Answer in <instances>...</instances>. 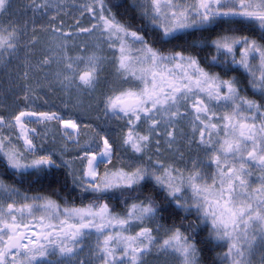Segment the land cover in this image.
Returning a JSON list of instances; mask_svg holds the SVG:
<instances>
[{"label":"snow or ice","instance_id":"snow-or-ice-1","mask_svg":"<svg viewBox=\"0 0 264 264\" xmlns=\"http://www.w3.org/2000/svg\"><path fill=\"white\" fill-rule=\"evenodd\" d=\"M11 6L12 0H0V14H8ZM50 6L47 0H32L42 15ZM132 8L148 31L122 23L105 0H92L83 9L94 23L79 32L99 33L115 49L111 65L120 83L102 93L103 128L66 119L58 109L0 115V128L19 129L15 139L0 135V159L13 175L61 169L73 175L66 154L74 146L79 152L71 159L82 162L74 192L89 201L61 206L48 196H28L0 178V264H145L150 247L157 246L165 255H178L179 264H200L197 242L187 230L164 229L162 243L153 236L148 223L172 208L195 215L211 238L225 242L223 264H250L257 235L264 243V0H132ZM49 30L61 49L74 39L62 21ZM218 30L206 45L193 44L214 50L204 63L191 52L167 47L197 32ZM25 31L0 26V65L6 57L18 56ZM244 31L258 35L237 34ZM61 62L63 68L49 83L63 92L90 94L107 83L101 79L106 59L100 56L82 52L64 55ZM40 63L43 67L49 59ZM217 68L246 74L259 100L248 98L235 75L223 78ZM109 120L123 123L109 131ZM184 120L192 123L196 147L207 164L204 159L181 166L162 162L161 140L175 144L176 125ZM31 124L45 125L42 132L49 125L62 128L60 146L53 136L46 148L48 138ZM82 127L94 132L85 133L89 139L84 143L79 139ZM17 140H23L19 148ZM114 159L125 161V167L108 168ZM213 166L212 174L201 172ZM256 169L260 175L253 187ZM148 188L170 207L161 209L143 195ZM114 199L126 211L110 207L107 201ZM162 228L158 225L157 234ZM92 239L94 245L88 244Z\"/></svg>","mask_w":264,"mask_h":264},{"label":"rangeland","instance_id":"rangeland-1","mask_svg":"<svg viewBox=\"0 0 264 264\" xmlns=\"http://www.w3.org/2000/svg\"><path fill=\"white\" fill-rule=\"evenodd\" d=\"M47 2L51 6L46 14L42 15L39 10L34 9V18L47 28V30L38 33L34 41V46L41 51L36 50L35 54L37 53L38 58L35 61L21 59L17 63L16 60H11L17 64L6 69L7 74L4 81L0 82V95L3 99L1 100L0 96V115L8 117L22 109L38 108L39 110L58 109L64 113L86 115L92 118L100 116V119H102L104 116L103 109L100 107L103 98L102 93L118 86L120 81L115 74V68L111 65L113 58L111 52L115 49H109L103 43L106 37L101 36L99 33L94 35L91 32H79L81 26L91 28L94 23L93 15L83 10L85 5L92 3V0H47ZM94 7L99 6L94 5ZM56 21H62L65 30L74 37V39L67 41V46L64 49L57 46L59 42L54 40L49 30V25L54 24ZM92 31L95 32V29ZM46 50H50V52L44 56ZM82 52H87L89 55L95 54L102 59H106L105 71L101 76L102 81H107L106 84L102 83L101 87L94 93L86 94L83 91L66 93L59 90L54 81L49 83L55 73L63 68L61 61L64 55L77 57L82 55ZM44 58H48L49 63L41 67L40 62ZM25 72L27 76L24 75ZM54 88L56 90H53ZM8 131L10 133L6 132L4 135H10L15 139L12 135L15 134L14 131L11 129H8ZM178 133L181 136H186L189 139L188 142L192 145L182 148V165L188 164L191 159L190 156L197 161L204 159L205 164H207L208 158L204 157V154L196 147L198 136L195 139L193 138L194 128L192 123L189 124V127L186 124L178 130ZM193 139L195 140L194 145L192 143ZM16 145L18 148L21 145L18 140ZM123 164L125 166L126 162L124 161ZM201 172L212 174L214 166L212 168L202 167ZM255 180H250L253 187L255 186ZM158 225L157 221L148 223V226L155 231V234H153L155 239L162 243L163 239L167 238L164 232V229L167 228L163 227L157 234ZM217 242L225 244L223 241ZM87 243L94 245L95 241L92 239ZM198 259L200 261V257ZM249 260L250 264H264V243L261 242L258 235L253 242ZM144 262L145 264H179V258L178 255H165L157 246L150 247L148 255L144 257Z\"/></svg>","mask_w":264,"mask_h":264},{"label":"flooded vegetation","instance_id":"flooded-vegetation-1","mask_svg":"<svg viewBox=\"0 0 264 264\" xmlns=\"http://www.w3.org/2000/svg\"><path fill=\"white\" fill-rule=\"evenodd\" d=\"M105 3H106V1H105ZM106 5L108 6L107 3H106ZM129 9H130L129 11L131 13V16H129V25L131 26V29L132 30H139L141 32L148 31L149 29L147 27L146 22L141 20L140 12L138 10L137 11L133 10L132 0H129ZM0 26H2L4 28L13 27V28L17 29V31L26 30L25 34L21 37V39L24 41V44L21 45L20 51L18 52V56L17 57H6L4 64L0 65V82H3L4 77L7 74L6 69L13 67L21 59H29L30 61L37 60L38 56H37V53L35 54V52H36V50L37 51L38 50L41 51V50L38 47L34 46V41H35L37 34L40 32H43L45 29L47 30V28L44 27L43 23H41L40 21H38L34 18V8L32 7V0H12V6L9 10V13L6 15L0 14ZM203 33L197 32L194 35H191L190 37H188L187 39L175 41L174 43L169 44V46H170L169 49H184L186 52H191V53L197 55L198 58H200L202 63L205 61V59L210 60L211 57L213 56L211 48H206L203 46H201L199 48H193V44L199 42L202 45H206L207 42L212 38V37H206V38L203 37L202 36ZM47 34H48V32H47ZM256 34L258 35L257 32H256ZM49 52H50V50H46V53L44 56H46V54ZM11 60H16L17 63L13 62ZM0 96H1V100H3L2 95H0ZM1 100H0V102H1ZM182 111H183V109H182ZM59 112L66 119H74L75 121H77L78 124L91 123L92 125L100 126L101 128H103L105 126L104 125V116L102 117V119H100V116H97V117L94 116L92 118L91 116L87 117L86 115L82 116L79 114L64 113L61 110H59ZM122 123H123L122 121L117 122V121L109 120L108 124H107L108 130L113 131L117 128L118 124H122ZM190 123H191L190 121L184 120V121H181L179 124L176 125L177 132L174 134L176 137V143L175 144L169 146L166 143L167 138L161 140L160 151H161L162 162L172 164L174 166H181L182 165L183 159L180 158L182 156L181 150L183 147H186L187 145L188 146H192V145L188 142L189 139H187L186 136H181V134L178 133V130H180L186 124L189 127ZM29 127H31V128L35 127L37 129V132H39L42 136H45L48 138V139H46V142H45L46 148L51 146V143H52L51 138L53 136L57 137V141H56L57 147L60 146L61 141L59 140V137L61 135L62 130H61V128L58 129V126L49 125L47 132L41 131L42 129L45 128V125L31 124V125H29ZM80 131H81V136L79 137V139H80L81 143H84L89 139V136L85 135V133H90V134L94 135V132L92 131V129H85L82 127ZM192 143H193V145L195 144L194 139L192 140ZM20 146H22V145H20ZM77 152H79L78 148H75L74 146H70L69 150L66 154V158H69L70 163L73 165V167H72L73 175H69L67 169L52 171L49 174L50 178H52V179L54 178V175L55 176L61 175L66 179L67 184H63V183L51 184V187L53 189L63 188L65 190H68V192L62 193L64 197L56 200L57 203L61 204V206H63L64 201H68L70 204H74L77 207L82 206V204L89 203V201H87V200L82 201L80 199V197L77 194H75V192H74L73 180H74V178L79 177L80 171H81V163H82L80 160L71 159V157H74ZM190 158L192 159V156H190ZM123 162L124 161L114 159L112 161V163L110 165H108V168L111 169L113 166L125 167ZM6 168L7 167L5 165L4 160L0 159V178H3V180L5 178ZM102 173H103V169H101V174ZM259 175H260L259 170L258 169L254 170L253 176L250 178V180L256 179V177H258ZM4 182H5V180H4ZM9 186H11V185H9ZM11 187L16 188L20 192H22L20 190V188H18L17 186H11ZM22 193H24V192H22ZM26 195H28V194H26ZM143 195H145V196L150 195L156 201V203L159 205V207L161 209H164V207L166 205H168L167 200L163 199L159 195L158 192H153L151 190V188L145 189ZM127 199L130 200L131 198H127ZM107 202L109 203L110 207L114 208L117 212L123 213L124 211H126V209H124L121 206V203L118 200L114 199V200H110ZM160 219L161 218L158 217L157 222ZM31 226L34 228L36 227V221L35 220L32 222ZM154 232L155 231L153 229L152 234H155ZM17 259H19V257H17Z\"/></svg>","mask_w":264,"mask_h":264},{"label":"trees","instance_id":"trees-1","mask_svg":"<svg viewBox=\"0 0 264 264\" xmlns=\"http://www.w3.org/2000/svg\"><path fill=\"white\" fill-rule=\"evenodd\" d=\"M105 1L112 9V12L116 15L117 19L122 23L129 25V16H131L129 11V0ZM119 5H123V7H120ZM233 27L238 26L234 25ZM219 32L220 30H218L217 33L204 32L202 36L205 38L213 37L218 35ZM237 34L257 37L256 31H244ZM167 47L170 48L169 45H167ZM211 50L212 54L215 55L214 50ZM216 70L220 72V75L223 78H228L229 75H235L242 82V87H244L246 90L248 98L259 100L258 94L254 95L253 91L247 85L246 74H244L242 71L225 73L220 71V68H217ZM4 180L7 185L17 186L22 192L28 194L29 196H48L52 199L58 200L64 197L62 193L68 192V190L63 188L53 189L51 187V184L56 183L67 184L66 179L61 175H54L53 179L50 178L49 174L45 175L40 173L13 175L12 171H10L7 167ZM169 207L170 206L168 204L164 207V209H168ZM160 218L161 219L159 220V223H161L165 228H171L175 226L181 228L182 230H187L189 234L195 238L201 264H223V254L226 251L225 244L222 242H217L211 238L209 235V230L197 220L195 215L189 213L177 214V210L172 208L171 211L162 212ZM193 226H195V228Z\"/></svg>","mask_w":264,"mask_h":264},{"label":"bare ground","instance_id":"bare-ground-1","mask_svg":"<svg viewBox=\"0 0 264 264\" xmlns=\"http://www.w3.org/2000/svg\"><path fill=\"white\" fill-rule=\"evenodd\" d=\"M24 110H27V109H24ZM72 120H74V119H72ZM41 125H43V124H41ZM29 127V126H28ZM29 128H31V127H29ZM61 130L63 131V129L61 128ZM16 134H18V132H19V129L17 128L16 130ZM68 131H71L70 129L68 130ZM22 141V143H23V140H21Z\"/></svg>","mask_w":264,"mask_h":264}]
</instances>
